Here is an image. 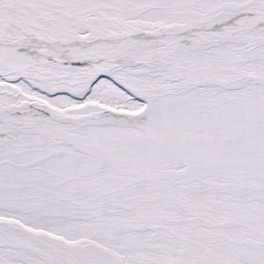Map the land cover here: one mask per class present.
<instances>
[{
	"label": "snow or ice",
	"instance_id": "6c2138e0",
	"mask_svg": "<svg viewBox=\"0 0 264 264\" xmlns=\"http://www.w3.org/2000/svg\"><path fill=\"white\" fill-rule=\"evenodd\" d=\"M0 264H264V0H0Z\"/></svg>",
	"mask_w": 264,
	"mask_h": 264
}]
</instances>
